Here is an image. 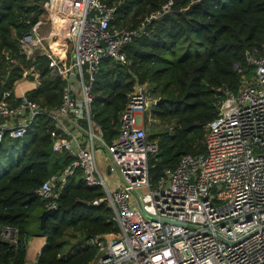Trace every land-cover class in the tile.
I'll list each match as a JSON object with an SVG mask.
<instances>
[{
  "label": "built area",
  "instance_id": "obj_1",
  "mask_svg": "<svg viewBox=\"0 0 264 264\" xmlns=\"http://www.w3.org/2000/svg\"><path fill=\"white\" fill-rule=\"evenodd\" d=\"M171 3L135 26H116V7L103 0H45L47 17L18 38L26 65L10 84V68L0 72V142L23 136L43 114L53 150L69 159L36 189L46 207L56 208L59 191L77 170L87 185L102 188L91 203L112 210L118 231L90 239L97 253L87 264H264V46L248 58L254 66L250 77L243 75L238 91L226 93L205 124L203 150L183 154L154 181L149 159L159 148L147 138L144 111L159 97L147 82L134 83L110 143L93 118V85L103 60L127 64L125 46L147 34ZM62 38L71 39L70 50L56 46ZM44 70L63 81L53 107L28 95L38 90ZM96 144L109 152L110 170L118 173L113 179L106 178ZM17 236L15 226L0 225L2 240L16 243Z\"/></svg>",
  "mask_w": 264,
  "mask_h": 264
},
{
  "label": "trees",
  "instance_id": "obj_2",
  "mask_svg": "<svg viewBox=\"0 0 264 264\" xmlns=\"http://www.w3.org/2000/svg\"><path fill=\"white\" fill-rule=\"evenodd\" d=\"M44 1L0 0V72L10 68L7 84L19 74L21 64L26 65L18 53V38L40 18ZM103 1L116 7L114 25L135 26L170 0ZM171 1L169 10L147 26V34L125 46L129 62L103 60L93 85V118L110 143L134 83L155 84L163 100L153 104L152 116L165 126L147 135L159 148L149 159L152 181L183 154L203 150L205 124L217 115L226 93L237 92L243 75L253 73L247 53L256 57L264 46V0ZM199 44L205 50L193 53ZM56 46L70 50L72 41L57 39ZM62 84L44 70L38 90L28 95L53 107L60 101ZM50 128L39 114L23 136L0 142V225H13L18 231L16 243L0 238V264H27L30 235L45 237L35 264H87L97 253L90 239L118 231L112 210L91 203L103 195L102 188L87 185L81 170L66 181L56 197V211L40 226L47 200L36 189L69 161L66 154L53 150ZM70 232L76 233L77 241L67 248Z\"/></svg>",
  "mask_w": 264,
  "mask_h": 264
},
{
  "label": "rangeland",
  "instance_id": "obj_3",
  "mask_svg": "<svg viewBox=\"0 0 264 264\" xmlns=\"http://www.w3.org/2000/svg\"><path fill=\"white\" fill-rule=\"evenodd\" d=\"M205 50V46L203 44H199L197 45V48H195L192 52L193 53H196V52H203ZM43 65L45 66L46 65V61L43 60L42 61ZM147 82V81H146ZM25 84V83H22V85ZM154 86L155 84L154 83H151V82H147V89L149 90V92L154 96V97H157L159 96V91L158 90H154ZM152 111V105H149L144 113H145V128L147 130V133H153L155 131H158V130H162V128L165 126V123L159 121L158 119L154 118L153 116L151 117L152 119L151 120H148V114L149 112ZM5 142H7V139L5 140ZM96 147H97V158H98V161L100 164L103 163L104 165V169H105V173H106V178L107 179H113L114 177L118 176V173H113L111 170H110V166L113 165L112 161H111V158H110V155H109V152L106 148L105 145H102V144H96ZM154 154H150V158L153 156ZM102 162V163H101ZM76 233H73V232H70L66 237L67 239L69 238V241L67 243V248H70L72 247L73 245L76 244V241H77V238L76 237H73V235H75ZM78 234V233H77ZM42 238V237H41ZM40 237H36V236H32L30 235L29 236V242H28V259L29 261L27 260V263L28 264H33V258H35L36 254H37V250L41 249V247L43 246L41 244V239ZM37 257V256H36Z\"/></svg>",
  "mask_w": 264,
  "mask_h": 264
},
{
  "label": "water",
  "instance_id": "obj_4",
  "mask_svg": "<svg viewBox=\"0 0 264 264\" xmlns=\"http://www.w3.org/2000/svg\"><path fill=\"white\" fill-rule=\"evenodd\" d=\"M247 57H248V58L250 57L249 53H247ZM0 94H1V92H0ZM161 100H163V99L158 98L157 101H156V103L160 102ZM67 156H68V155H67ZM55 211H56V208H54V207H48V208L44 209V210L41 212V214L39 215L40 226H43V224H44V222L46 221L47 217H48L49 215H52Z\"/></svg>",
  "mask_w": 264,
  "mask_h": 264
},
{
  "label": "crops",
  "instance_id": "obj_5",
  "mask_svg": "<svg viewBox=\"0 0 264 264\" xmlns=\"http://www.w3.org/2000/svg\"><path fill=\"white\" fill-rule=\"evenodd\" d=\"M40 17L43 18V19H45L47 17V13H46V10L44 9V7H43V13H42V15ZM36 237H40V238L42 237L43 238V239L41 238L42 239L41 244L43 245L44 242H45V237H43V236H36ZM28 242H29V240H27V255H28V249H29ZM38 253H39V249L37 250V254ZM37 254H36V256H37ZM36 256H35V258H33V262H34L33 264H35ZM27 260L29 261L28 256H27Z\"/></svg>",
  "mask_w": 264,
  "mask_h": 264
}]
</instances>
